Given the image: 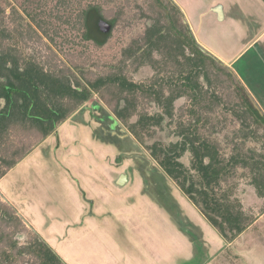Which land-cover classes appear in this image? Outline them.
Instances as JSON below:
<instances>
[{
    "label": "trees",
    "instance_id": "trees-1",
    "mask_svg": "<svg viewBox=\"0 0 264 264\" xmlns=\"http://www.w3.org/2000/svg\"><path fill=\"white\" fill-rule=\"evenodd\" d=\"M48 1L39 0L35 8H29L21 0H5L8 14L0 5V180L97 95L120 122L128 125L129 134L143 144L151 158L147 161L158 165L154 180L159 175L171 179L226 241L232 242L247 230L252 220L236 209L228 196L219 198L218 193L237 169L247 168L253 173L251 184L257 195L264 199V115L232 70L202 50L176 6L149 0L148 19L153 24L146 26L129 59L137 65L151 64L155 49L170 60L168 70L149 84L131 81L123 60L114 66L92 64L96 68L93 72L85 67L88 59L83 50L81 61L70 53L64 61L59 56L62 48L53 50L58 47V33L52 30V22L42 18ZM73 4L78 5L73 17H54L78 33L81 44L76 46L85 49L92 43L95 48L103 47L112 31L102 32L99 22H106L112 30L116 18H108L97 4L81 6L78 0H56L63 11ZM180 98L187 104L175 116V102ZM139 103H153L159 111L141 113L129 124ZM166 120L168 126H175L174 135L179 140L147 144ZM220 123L240 125L233 137V154L227 158L211 136ZM246 141L263 143L262 154L249 151L245 155L242 149ZM186 153L189 166L181 161ZM172 218L180 229V211ZM18 234L27 236V244H18ZM0 264H65L1 198Z\"/></svg>",
    "mask_w": 264,
    "mask_h": 264
},
{
    "label": "rangeland",
    "instance_id": "rangeland-1",
    "mask_svg": "<svg viewBox=\"0 0 264 264\" xmlns=\"http://www.w3.org/2000/svg\"><path fill=\"white\" fill-rule=\"evenodd\" d=\"M37 1L39 0H21V3L26 4L29 8H35ZM78 1L82 2L81 6H86L87 4L100 5L106 12L107 17L116 18L117 22L116 26L108 31L112 32L103 47L95 48L92 43H88L87 48L84 49L80 47L82 45L76 46L80 42L78 33L73 32L66 24L54 17L55 15L62 18L68 15L73 17L74 10L78 8V5L73 4L70 9L63 11L56 6V0H49L43 7L45 14L42 18L52 22V30L57 31L58 35L55 37V42L58 47H54L55 49L53 50L58 52V49L62 48L59 56L64 61L67 60L65 55L69 53L74 56L76 61H81L80 51L83 50V56L88 59L85 67L87 66L89 70H94L93 72H95L96 68L92 64L100 67L103 65L114 66L121 64L120 61L123 60L127 62L126 72L128 78L136 83L147 84L151 83L156 76L168 70L170 60L155 49L151 53V64L137 65L129 59L131 51L134 52V47L140 44L139 39L145 35L146 26H152L153 24L148 19L150 14L149 0ZM164 1L176 6L179 13L183 15L179 8L180 1ZM206 1L183 0L186 9L189 8V10H195L196 12L204 8ZM220 1L226 4L229 13L226 23L213 25L209 30L202 26V30L196 31L193 26L189 28L184 15L182 16L183 22L189 30L191 29V34L197 44L199 42L209 49L206 50L201 46L202 50L207 54L214 58L218 56L223 62H230L239 55V58L232 64L233 72L238 76L235 71H238L239 65L236 64H240L241 67L246 60L251 59L250 57L255 51L258 49L264 50V0ZM0 5L5 8L8 14L10 11L8 3L2 0ZM19 6L17 4L18 10H21ZM203 20L206 21L208 18L204 17ZM44 41L47 42L46 39ZM39 46L35 48L38 49ZM127 50H129V53L126 55L124 52ZM210 51L215 53L216 56ZM186 53H188L187 50ZM177 59L180 60V58ZM173 63L176 65L175 61ZM182 66L184 68V65ZM74 73L76 74V71ZM121 104L124 105L123 102ZM186 104L185 98H180L175 102V116L180 114L179 110ZM95 105L99 107H95ZM256 107L258 106L256 105ZM135 108L136 112L129 119V124L135 123L141 113L151 115L159 111L153 103L150 106L139 103L135 105ZM73 116L74 118L66 123L67 127L70 125V131L67 129L66 131L63 128L64 131L60 133L62 137L58 133L57 135H51L42 149H37V151L34 150L36 147L33 149L32 153L37 157L32 154L33 157L27 159L22 166V171L17 173L14 171L9 178L0 183V198L6 202L1 190L5 189L7 192L11 190L19 197L21 202V204L14 203L12 206L22 209L24 203V207L27 209V207L34 205L33 199L37 197L36 199H39L37 203L40 204L41 202L43 207L40 211L44 214L45 212L47 213L44 216L45 219L43 217V224L48 229H51V213L65 216L67 211H62L60 206H56L57 201L60 200V190H62V186L60 187L59 185L63 181L55 179L56 173L54 174L50 170L49 164L54 163L56 165V161L58 163L59 159H63L57 164L59 167L56 166L55 171H64L62 173L67 182L64 181L62 185L66 183L70 185L72 189L70 192L75 196L74 199L77 198L75 200H78L81 204L80 213H78L76 218L67 216V220H70L65 228V233L56 234V238H51L47 229H45L44 236L47 240L44 236H39L60 256L65 264H99L105 260V256L101 257L102 254L100 252H105L107 250L106 246L112 244L117 248L109 250V253H112V256H115L117 260L115 258L114 261L109 260V264H136L135 261L137 260L135 259L130 260L128 263L125 256L140 258L139 255L143 254L145 247V252L149 251L150 254H155V227L159 225L165 226L168 233V239L166 240L170 238L173 241L174 232L172 231V236L170 237V230H178V226L176 227L175 219L172 217L178 216V211H180L181 216L185 214L190 219H194L188 209L185 206L182 207L179 203V197L186 196L165 175H159L160 177L153 179L155 176L154 171L156 172L155 167L158 168V165L155 162L150 164L147 161L151 158L143 144L138 143L129 134L128 125L120 122L97 95H93ZM230 116L228 115V120L231 118ZM239 129L240 125L238 123H234V125L220 123L218 127H214V132L211 136L222 147L226 158L233 154V137L238 134ZM175 131V126H168L166 120L161 129L156 128V134H154L152 140H148L147 144L155 141H162L166 144L176 142L179 138L174 135ZM263 143L246 141L244 149H241L245 155H248L249 151L260 155L263 152ZM66 144L69 146L68 149L73 147L77 153H73V151L68 149H60L64 145V148H67ZM189 160L188 153L181 159L185 166H189ZM118 166H121L122 169L119 172H123L118 178L119 185H122L123 178H127L125 184L128 186H126L127 188L124 192L114 185L115 188L110 184L100 183L104 177V180L108 177L106 174L108 167ZM95 172H98V175L100 173L102 177H98L97 174H94ZM77 174H81V178ZM118 174L114 173L112 175L113 183L119 176ZM252 179L253 173L247 168L237 169L228 182L223 184L222 191L218 193L219 198L223 194L228 196L230 202L236 205L235 208L252 220L251 228L248 229L250 231L246 235L247 243L244 244L245 240L242 239L235 245L232 243L231 247L224 251L223 254L225 255L224 257L222 256V263L218 264H264V199L259 198L257 195L256 187L251 184ZM105 189L106 191H104ZM107 190H115L117 192L116 194L118 195L114 201L109 198V191ZM122 194L123 196H121ZM40 195L42 197L45 196L46 200L40 199ZM51 201L54 204L53 208H50L52 205ZM17 209L15 208L17 214L22 218ZM91 209L92 215L89 216ZM30 214L33 215L32 212ZM190 223L184 226L187 234L183 238L184 240L189 239V241L187 240L188 247L190 240H195L190 251L196 253L197 259L195 260L189 256L181 257L180 259L178 257L175 259L174 264H202L211 253L201 241L203 238L201 237V232L195 234L193 228L197 227ZM70 231L79 240L77 238L76 241L70 239L72 238ZM51 239L64 241V244L67 243V248H64L62 246L63 242H61L62 244L56 249L52 246L53 243L50 245L49 241ZM236 239L237 237L234 240L236 241ZM17 240L19 245L27 244V236L24 234H18ZM234 240L233 242H235ZM86 248L88 251H86ZM63 250H67L69 255L66 256V253L62 255L61 252ZM91 252L94 254H91ZM121 254L123 255L120 256ZM141 257H145V255L143 254ZM108 263L106 262L105 264Z\"/></svg>",
    "mask_w": 264,
    "mask_h": 264
},
{
    "label": "crops",
    "instance_id": "crops-1",
    "mask_svg": "<svg viewBox=\"0 0 264 264\" xmlns=\"http://www.w3.org/2000/svg\"><path fill=\"white\" fill-rule=\"evenodd\" d=\"M178 2H179V8L183 13L185 21L188 24L189 28L191 26H193L194 28H196V31L202 30V28H203L202 26H205L209 30V28H212L213 25L224 24L228 20L227 17H228L229 13L227 11L226 4L220 0L219 1L207 0L204 4V8L201 11H197V12L195 10H191V9L189 10V8L186 9L183 0L182 1L178 0ZM204 17H207L208 20L204 21L203 20ZM190 31H191V29H190ZM198 45L200 47L203 46L206 50H209L207 47H205V45H202L199 42H198ZM211 53L214 56H216L215 53H213V52H211ZM216 58L220 59V57H218V56H216ZM237 58H239V55L234 57L230 62H223V61H221L222 59H220L219 61L222 64H224L225 66H227L228 68H230L233 72L234 70L232 68V64L235 62V60ZM250 58L251 59L246 60L241 65V67H240V64H236V65H239V68H238V71H235V73L238 75L236 77L239 79L242 86L249 93L250 97L255 101L256 105L258 106L257 108L261 110V114H264V50L258 49L257 51L254 52V54ZM248 67H250V68L248 69ZM72 118H74V116H72ZM72 118H70V119H72ZM70 119H68L65 123H63L60 127H58V129L56 130V132L54 134L55 135H57V133L60 134L62 131H64L63 128L65 130L67 129L68 131H70L69 130L70 125H68V127L66 126L67 125L66 123H68L70 121ZM102 129H104V128H102ZM54 134H52V135H54ZM116 134H118V133H116ZM61 135L62 134H60V136ZM47 139L44 142H42L41 144H39L34 150L37 151V149L38 150L40 148L42 149L43 145L48 141ZM65 142H66V140H65ZM67 144H66V146H67ZM102 146H103V144H102ZM64 147H65V145L61 146L60 149H68L69 146H67V148H64ZM72 149H73V147L71 149H68V150L73 151V153H77V152H75V148L73 150ZM32 152L28 156H26L21 162H19L12 170H10L6 174V176H4L0 180V183L5 181V179L9 178V176L12 175V173L14 171H15V173L22 171V166L26 163L27 159L33 157L34 154ZM34 156H36V155H34ZM61 160H63V159H59L58 163H60ZM32 161H34V160H32ZM48 162H50V161H48ZM58 163H57V161H56V165L54 163H50L49 168L54 174L56 173L55 179H59V180L63 181L59 185L60 187L62 186V190H60V200L57 201L58 203L56 204V206H58V207L60 206L62 208V211H67V212H65V216L58 215L55 213H54L55 214L54 215L53 213H51V220L52 221L50 224L52 225V227H54L53 229H52V227H51V229H48L47 227L44 226L43 217L47 213L45 212V214H44L42 211H40L41 209H43V207H42L41 202H40V204L37 203L39 200V199L38 200L36 199L37 197L35 199H33L34 200L33 206L27 207V209H26V207H24V203H23L22 209H20V208L17 209L16 206L14 207L12 205L14 203L21 204L19 197L17 195H15L11 190H9V192H7V190H5V189L1 190V193H3V198L6 200V202L8 204H10L14 209L16 208L18 210V212L20 213V216H22V218H23V221H24V219L27 221V223H25L26 221L24 222L26 224V226L31 228L35 232H37L41 237L45 235L44 234L45 229H47L51 238H54V237L56 238V234L58 235L60 233H65V230H66L65 228L69 224V220H70V219L67 220V218H68L67 216H69L70 218L71 217L76 218L78 213H80V209H81L80 208L81 204L79 203L78 200H75L77 198L74 199L75 196H73L72 192H70V190H72L70 188V185L68 183H66L65 185H62V184H64V181H65V177L62 173L64 171L63 170L62 171L57 170L58 172L55 171L56 166L59 167L57 165ZM121 170H122L121 166L111 167V168L108 167V170L106 171V174L108 175V177H106V180H104L105 179V177H104V179H103L104 181L102 180L100 183L110 184L112 187L115 186L116 188H120V190L122 192H124L125 189L127 188L126 186H128V185L125 184L127 178H123L122 185H119L118 178L121 176V174H123V172H119ZM90 172H91V169H90ZM114 173H119L118 174L119 176L117 177V179L113 183V178H112L113 176L112 175H114ZM94 174L98 175V172H95ZM77 175L81 178V176H80L81 174H77ZM99 175H98V177L101 178L102 176L100 173H99ZM65 182H67V181H65ZM104 191H106V189ZM107 191H109V194H108L109 198H111V200L114 201L116 199V196L118 195V194H116L117 192L115 190L114 191L113 190L112 191L107 190ZM70 194L72 195L71 196L72 199L70 197ZM123 194L121 196H123ZM124 197H125V195H124ZM40 199H42L43 201L46 200L45 196L42 197L41 195H40ZM52 202L53 201H51V204H52ZM179 203H180V205H182V207L185 206V208L188 209V211L191 213V215L194 217V219H190L185 214L182 216L180 215V221H179L180 222L179 223L180 229H178V230L173 229L172 230L169 227L171 229L170 230V237L172 236V234H171L172 231L174 232L173 233L174 234L173 241H171L170 238H169V240H166V239H168L167 238L168 233L166 232L165 226L159 225V226L155 227V229H156L155 234H154V235H156L155 245H154V246H156L155 250H154L155 254H150L149 251L145 252V249H146V247H145L144 251H143V254L145 255V257H141L143 254L139 255L140 258H136L135 256H132V257H130V256L126 257L125 256V258H127L128 263L130 260L135 259V260H137V261H135L136 264H140V263L141 264H174L176 258L179 257V259H180L181 257L185 258L187 256L196 260L197 259L196 253H194L193 251H190V248L193 246V242H195V240H190V242H189L190 245L188 247L187 240L189 241V239L184 240V238H183L187 234V231L185 229L182 231V229H181L182 227H184L186 224H188L190 222L193 225H196V227L199 229V230L197 229V232H195V233L199 234L201 232L200 233L201 237H203L201 239V241L203 242V245H205V247H207L208 250L211 252L208 259H206V261L202 262V264L222 263V256L224 257V255H225L223 253L225 250H227L229 247H231L232 243H234L233 245H235V243H239L240 239L245 240L244 244L247 243L246 242V239H247L246 235H247V232L250 231L248 229H250L251 226L247 230H245L242 234H240L237 237L236 241L234 240L235 242H233V241L228 242L222 236L219 235V233L208 223V221L199 212V210L186 197H179ZM53 205L54 204H52L50 206V208H53ZM129 206H131V205H129ZM30 212H32L33 215L30 214ZM101 213H99V214H101ZM91 215H92V209L90 210V213H89V216H91ZM98 216H100V215H98ZM30 218H32V220H30ZM44 219H45V217H44ZM82 224H83V220H82ZM166 224H167V222H166ZM70 233L72 235V238H70V239H73L74 241H76L77 239L79 240V238H77L72 231H70ZM44 238H45V236H44ZM51 240H50L51 242L49 241L50 245H52L51 243H53L52 246H54L56 249H58V247L62 244L61 242H63L62 246L64 248H67V243L64 244V241H59V240H54V239H51ZM66 240H68V239H66ZM106 247H107L106 248L107 250L105 252L104 251L100 252V254H102L101 257L105 256V260L99 264H105L106 262L108 263L109 260L114 261L115 256H112V253H109V250H112L114 248L116 249L117 247H115L114 244H112L110 246H106ZM60 248H62V247H60ZM245 248H247V247L245 246ZM245 248H242V249H245ZM187 249H188V251H187ZM86 251H88L87 248H86ZM65 253H66V256L69 255L67 250H63L61 252L62 255H65ZM91 254H94V253L91 252ZM122 255L123 254H121L120 256H122ZM142 259H144V260H142ZM69 264H72V263H69Z\"/></svg>",
    "mask_w": 264,
    "mask_h": 264
},
{
    "label": "water",
    "instance_id": "water-1",
    "mask_svg": "<svg viewBox=\"0 0 264 264\" xmlns=\"http://www.w3.org/2000/svg\"><path fill=\"white\" fill-rule=\"evenodd\" d=\"M99 27H100L101 31L104 33H107L110 30V26L104 21L99 22ZM114 133H115V131H114Z\"/></svg>",
    "mask_w": 264,
    "mask_h": 264
}]
</instances>
